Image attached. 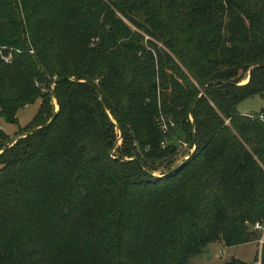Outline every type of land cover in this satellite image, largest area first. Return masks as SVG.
<instances>
[{
    "label": "trees",
    "instance_id": "trees-1",
    "mask_svg": "<svg viewBox=\"0 0 264 264\" xmlns=\"http://www.w3.org/2000/svg\"><path fill=\"white\" fill-rule=\"evenodd\" d=\"M263 89L264 0H0V116L39 100L0 130V264H188L259 238L264 264V108L237 109Z\"/></svg>",
    "mask_w": 264,
    "mask_h": 264
},
{
    "label": "rangeland",
    "instance_id": "rangeland-1",
    "mask_svg": "<svg viewBox=\"0 0 264 264\" xmlns=\"http://www.w3.org/2000/svg\"><path fill=\"white\" fill-rule=\"evenodd\" d=\"M246 78L247 70L239 78L238 81L242 83L246 80ZM50 84L51 88H53L54 82H51ZM50 99L53 110L55 109L57 111L59 106L57 99L53 95V93H50ZM38 105L39 100H36L33 103L26 104L23 107L19 108L17 111V121L14 122H10L4 116H0V123L3 127L2 131L6 132V134L8 135L5 138L6 145L11 144L15 141L17 137L23 134L21 132H17L18 134H16L15 132L28 123V121L33 117V115L37 111ZM260 108H264V89L262 91V94L258 93L253 96H247L240 100L237 104V109L241 112H254L258 111ZM112 144V154L123 156H133V150L130 151V146H137V144L134 142L126 144L124 142L122 133L121 135L119 134V129L117 127L114 129V140ZM177 147L178 152L176 153L175 158L171 163V166L184 159L193 149V145L191 146L189 143H183L179 140L177 141ZM164 169L165 167L163 164H156V168L153 169V173L161 174ZM261 224L264 225V221H262ZM259 230L261 231V233L264 232V229L262 228H260ZM220 242H222L220 239L214 240L206 246L204 251L191 255L188 258V264H223V262L229 259L231 256H236L242 260L249 261L250 263L248 264H253L254 261L257 263L260 262L259 254L262 239L259 238L257 243L256 241H249L235 245H225Z\"/></svg>",
    "mask_w": 264,
    "mask_h": 264
},
{
    "label": "built area",
    "instance_id": "built-area-1",
    "mask_svg": "<svg viewBox=\"0 0 264 264\" xmlns=\"http://www.w3.org/2000/svg\"><path fill=\"white\" fill-rule=\"evenodd\" d=\"M2 57L6 61H9L10 60V54L5 55V56H2ZM259 116L264 120V115L263 114H260ZM159 119H160L159 120V123H160V127H161L162 131H166L168 129V124H170V125H173L174 124L173 120L169 119V121H167L166 118L163 115H160ZM2 129H3V127H2V125L0 123V130H2ZM179 141L185 143L183 140H179ZM164 144H165V140H162L161 141V145H164ZM254 227L255 228H258V229H260V228L264 229V225L261 224V223H259V222H256L254 224Z\"/></svg>",
    "mask_w": 264,
    "mask_h": 264
},
{
    "label": "water",
    "instance_id": "water-1",
    "mask_svg": "<svg viewBox=\"0 0 264 264\" xmlns=\"http://www.w3.org/2000/svg\"><path fill=\"white\" fill-rule=\"evenodd\" d=\"M251 69H252V66H250L249 67V69H248V74H247V78H246V80L245 81H247L248 79H249V77H250V73H251ZM244 81V82H245ZM100 102H101V104L104 106V102H103V100L101 99L100 100ZM107 112H108V110H107ZM108 114H109V112H108ZM55 115H56V110L54 109V112H53V114L51 115V117L45 122V123H43V124H41V125H38V126H36L33 130H35V129H38L39 127H41V126H43V125H48L53 119H54V117H55ZM190 117L192 118V114L190 113ZM114 121V120H113ZM118 129H119V134L121 135V129H120V127H118ZM195 134H194V130H193V140L195 141ZM195 142H194V144H193V149L195 148ZM192 149V150H193ZM2 150V149H1ZM0 150V151H1ZM191 150V151H192ZM111 151H112V149H111ZM189 155V154H188ZM187 155V156H188ZM186 156V157H187ZM178 165H176V166H174V167H172L170 170H173V169H175L176 167H177Z\"/></svg>",
    "mask_w": 264,
    "mask_h": 264
},
{
    "label": "crops",
    "instance_id": "crops-1",
    "mask_svg": "<svg viewBox=\"0 0 264 264\" xmlns=\"http://www.w3.org/2000/svg\"><path fill=\"white\" fill-rule=\"evenodd\" d=\"M240 111V110H239ZM241 112V111H240ZM242 113H246V112H242ZM3 130V129H2ZM220 243H223V242H220ZM257 243V241H256ZM259 247H260V244H259ZM209 257V256H208ZM248 263H250L249 261H247Z\"/></svg>",
    "mask_w": 264,
    "mask_h": 264
}]
</instances>
